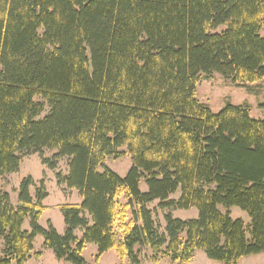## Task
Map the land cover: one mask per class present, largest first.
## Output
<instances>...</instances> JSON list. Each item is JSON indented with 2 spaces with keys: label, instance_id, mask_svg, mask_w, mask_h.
I'll return each instance as SVG.
<instances>
[{
  "label": "trees",
  "instance_id": "obj_1",
  "mask_svg": "<svg viewBox=\"0 0 264 264\" xmlns=\"http://www.w3.org/2000/svg\"><path fill=\"white\" fill-rule=\"evenodd\" d=\"M214 73L264 81V0H0V175L52 150L41 163L53 171L66 158L56 183L81 199L57 206L59 233L39 224L44 179L33 197L23 178L16 205L0 187V264H25L36 236L69 264H86V244L96 260L112 250L130 264L145 249L173 264L199 250L221 264L263 253L264 118L200 103L196 86ZM125 153L121 177L105 161ZM156 200L197 216L168 213L160 232L147 208Z\"/></svg>",
  "mask_w": 264,
  "mask_h": 264
},
{
  "label": "rangeland",
  "instance_id": "obj_2",
  "mask_svg": "<svg viewBox=\"0 0 264 264\" xmlns=\"http://www.w3.org/2000/svg\"><path fill=\"white\" fill-rule=\"evenodd\" d=\"M196 98L200 103L205 104L213 113H218L228 103L236 106H246L249 110L250 116L255 119L264 118V81H257L249 83L248 85L241 87L231 83L230 80L223 78L221 75L214 73L208 77H202L196 86ZM48 108H45V112L41 116L45 115ZM40 116V117H41ZM125 150V148H122ZM54 151L45 149L42 154H33L24 156L21 160L19 170L17 172L0 175V187L9 193L10 201L13 205L17 204V191L20 181L30 176L36 183L35 186L30 187V194L34 197L36 187L40 180H46L45 171L46 168L41 163V156L44 158L51 157ZM105 165L117 173L119 176L124 177L131 166L130 158L126 153L116 159L114 157H108L105 161ZM48 169V168H47ZM101 170V169H100ZM61 172L65 174L67 172V159H62L58 162V166L53 173ZM61 187V186H60ZM64 187V186H63ZM140 190L145 191L146 185L144 182L140 183ZM48 193L45 203L49 210H46L39 219V224L42 227H46L48 222L54 226L59 232L64 231V222L61 212L57 206L60 204H79L81 199L77 195V192L67 191L66 189L54 188L50 183L45 185ZM180 196V189L171 194L168 200H177ZM44 201V200H43ZM42 201V204H43ZM121 201L124 200L121 198ZM44 205V204H43ZM147 208L152 212V219L159 227L160 232L164 231L166 214H170L174 218L182 220L192 219L197 216V210L195 208L190 209H175L161 207L158 200L151 202L147 205ZM221 212H225V209L219 207ZM230 216L232 218H241L246 225L249 224L250 219L246 212L242 211L238 207H232L229 209ZM23 229L29 230V220L26 219L23 223ZM75 235L80 238L82 231L80 229L75 230ZM41 251L39 258L34 257L35 252ZM97 247L94 244H86L82 256L86 264H130L126 260L120 263L116 254L109 250L103 253L98 260H96ZM1 254V253H0ZM150 253L147 249L142 250L141 262L139 264H173L168 259L163 258L156 263L149 260ZM30 260L26 261V264H69L63 260H58L53 252L49 249L42 248V237L36 236L33 242V250L30 252ZM188 264H221L218 261L208 259L205 254L199 250L195 253L194 259ZM236 264H264V252L259 254H252L241 258Z\"/></svg>",
  "mask_w": 264,
  "mask_h": 264
},
{
  "label": "crops",
  "instance_id": "obj_3",
  "mask_svg": "<svg viewBox=\"0 0 264 264\" xmlns=\"http://www.w3.org/2000/svg\"><path fill=\"white\" fill-rule=\"evenodd\" d=\"M44 171H45V176H46V180H45L46 187H47V183H50L54 188H57L58 187V188H61V189H66L67 191H72V193H75V190L74 189H67L66 187H63V186L60 187L59 185H57L56 179H55V174L53 173L52 170H49V169L45 168ZM65 173H67V172H65ZM46 198H48V196ZM46 198L44 199L43 204L46 207H49L45 203ZM47 210H49V209L47 208ZM2 246H3L2 245V241L0 240V253H1V250H2ZM28 260H30V259H28Z\"/></svg>",
  "mask_w": 264,
  "mask_h": 264
}]
</instances>
